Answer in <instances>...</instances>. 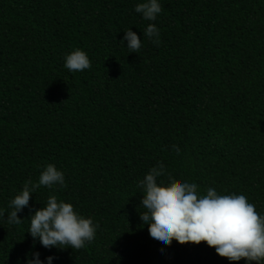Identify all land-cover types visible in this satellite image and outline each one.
<instances>
[{"label": "trees", "instance_id": "obj_1", "mask_svg": "<svg viewBox=\"0 0 264 264\" xmlns=\"http://www.w3.org/2000/svg\"><path fill=\"white\" fill-rule=\"evenodd\" d=\"M139 2L0 0V209L45 165L65 176L36 189L21 224L0 218V264L30 250L53 264H244L203 241L156 244L137 182L162 162L165 183L244 194L264 213V0H160L154 22ZM148 23L159 45L143 38ZM129 28L138 53L120 42ZM77 48L91 67L69 72ZM49 195L99 224L91 243L34 246L27 219Z\"/></svg>", "mask_w": 264, "mask_h": 264}, {"label": "clouds", "instance_id": "obj_2", "mask_svg": "<svg viewBox=\"0 0 264 264\" xmlns=\"http://www.w3.org/2000/svg\"><path fill=\"white\" fill-rule=\"evenodd\" d=\"M134 11L145 21L154 22L162 11L160 0H141ZM153 44L159 45L160 31L155 23H148L142 31ZM129 53H138L142 39L132 28L124 30L120 41ZM126 42V45H125ZM64 67L69 72L91 67L88 54L77 48L64 56ZM179 156V150L176 151ZM166 168L162 162L149 168L137 182L141 190L139 211L141 221L148 226V233L160 246H170L175 240L180 244L206 242L220 257L229 262L244 260V264H264V213L258 212L244 194H220L213 187L206 193L198 190L195 182H176L162 179ZM55 189L65 186L62 170L47 164L36 182L26 181L17 194L8 201L7 211L0 209V218L19 225L25 219L18 216L39 187ZM7 212V219H5ZM26 232L33 238L34 246L51 249L79 250L91 243L99 227L91 217L81 215L71 202L49 195L43 207L27 219ZM52 255L41 258L39 251L25 254L22 264H53Z\"/></svg>", "mask_w": 264, "mask_h": 264}]
</instances>
